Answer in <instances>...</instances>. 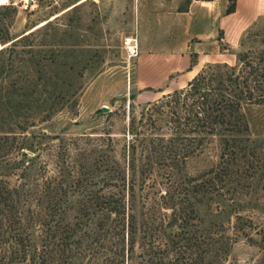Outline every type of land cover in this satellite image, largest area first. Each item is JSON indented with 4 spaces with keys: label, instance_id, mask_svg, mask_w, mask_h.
Here are the masks:
<instances>
[{
    "label": "rangeland",
    "instance_id": "rangeland-1",
    "mask_svg": "<svg viewBox=\"0 0 264 264\" xmlns=\"http://www.w3.org/2000/svg\"><path fill=\"white\" fill-rule=\"evenodd\" d=\"M207 1L2 0L1 36L13 42L32 32L15 43L14 51H23L18 82L23 90L18 115H9L5 127L22 128L27 143H41L40 150L28 155L33 167L38 170L47 162V170H53L57 146L71 149L84 136L94 140L108 131L111 139L123 140L122 146L131 117L137 126L148 103L185 88L208 65L227 64L235 72L246 65V71L256 69L264 80V19L232 46L220 31L203 40L210 20L198 7ZM227 1L223 12L233 7ZM6 91L12 96L11 88ZM244 116L248 133L243 152L230 157L224 174L215 170L212 199L198 198L195 206L202 221L191 218L186 229L194 239L201 229L208 230L220 242L202 255L189 245L193 239L174 237L181 230L168 228L161 243L152 242L160 252L144 258L149 264H264V105L245 107ZM221 243L228 245L226 251L218 247ZM142 259L134 256L132 264H142Z\"/></svg>",
    "mask_w": 264,
    "mask_h": 264
},
{
    "label": "trees",
    "instance_id": "trees-1",
    "mask_svg": "<svg viewBox=\"0 0 264 264\" xmlns=\"http://www.w3.org/2000/svg\"><path fill=\"white\" fill-rule=\"evenodd\" d=\"M30 34L12 42L0 33V264H132L134 256L149 264L144 258L160 252L152 242L161 243L168 228L209 253L220 241L204 229L194 239L186 229L191 218L202 221L195 206L211 198L215 170L224 174L230 157L243 152L244 108L264 105L256 69L208 65L185 88L148 103L137 126L131 117L127 143L119 146L123 140L108 131L80 137L71 149L57 146L53 170L47 162L36 170L28 155L41 143L5 127L9 115H18L23 90V51H14L15 43Z\"/></svg>",
    "mask_w": 264,
    "mask_h": 264
},
{
    "label": "crops",
    "instance_id": "crops-1",
    "mask_svg": "<svg viewBox=\"0 0 264 264\" xmlns=\"http://www.w3.org/2000/svg\"><path fill=\"white\" fill-rule=\"evenodd\" d=\"M231 12H223L228 4L227 0H212L200 2V9H204L210 20L208 30H205L203 40H209L214 33L220 31L225 42L232 46L244 31L260 19H264V0H232ZM196 18L193 19L195 23ZM195 26V24H194ZM212 36V37H211Z\"/></svg>",
    "mask_w": 264,
    "mask_h": 264
},
{
    "label": "built area",
    "instance_id": "built-area-1",
    "mask_svg": "<svg viewBox=\"0 0 264 264\" xmlns=\"http://www.w3.org/2000/svg\"><path fill=\"white\" fill-rule=\"evenodd\" d=\"M130 53L133 55V54H135L136 53V49L134 48V47H132L131 49H130Z\"/></svg>",
    "mask_w": 264,
    "mask_h": 264
},
{
    "label": "snow or ice",
    "instance_id": "snow-or-ice-1",
    "mask_svg": "<svg viewBox=\"0 0 264 264\" xmlns=\"http://www.w3.org/2000/svg\"><path fill=\"white\" fill-rule=\"evenodd\" d=\"M0 2H2V0H0Z\"/></svg>",
    "mask_w": 264,
    "mask_h": 264
}]
</instances>
